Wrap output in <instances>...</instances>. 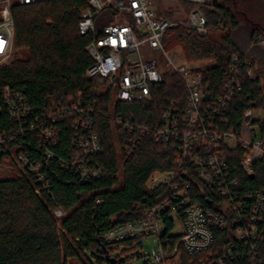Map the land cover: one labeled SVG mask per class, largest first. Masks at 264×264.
Instances as JSON below:
<instances>
[{"label": "built area", "instance_id": "built-area-1", "mask_svg": "<svg viewBox=\"0 0 264 264\" xmlns=\"http://www.w3.org/2000/svg\"><path fill=\"white\" fill-rule=\"evenodd\" d=\"M48 1L51 0H0V69L9 66L17 54L13 5ZM207 1L88 0L80 12L79 31L92 37L86 50L94 65L87 74L106 79L103 91L112 96L115 89L117 102L132 104L149 99L152 87L161 84L166 74L179 75L186 88L183 100L176 99L165 107L161 127L110 116L113 125L122 126L130 134L126 144L128 155L152 135L175 147L176 160L173 169L156 171L149 178L148 188L162 191L156 203L146 209L141 219L113 227L104 235V241L114 248L129 250L125 242L143 248L142 238L155 236L158 249L150 257L140 252L136 257L153 259L156 264H264V187L245 191L241 178V174L255 178L254 165L264 160V140L255 134L253 109L245 112L237 128L229 129L225 118L233 97L242 91V60L234 57L223 87L214 95L208 92L209 84L200 71L205 64H191L166 47L173 28L187 29L201 37L211 33L202 9ZM179 3L186 7L182 9ZM104 10L115 13L112 22L98 28L96 17ZM263 36L264 30L257 43L264 51ZM157 51L167 61L165 71L154 57ZM245 65L248 76L255 79L251 61ZM3 112L15 124L9 131L0 126L2 168L10 150L16 149L19 165L15 167L34 175L48 190L50 182L43 171L54 158L50 149L60 138L58 124L71 120L76 151L70 164L63 165L76 169L82 182L104 177L103 168L91 162L103 154L104 148L96 131L95 111L84 106L81 92L61 107L33 118L26 95L5 86L0 91V115ZM30 134L37 136L45 150L44 161H34L29 154H20L19 148L10 147L21 136ZM237 160L240 172L234 166ZM66 214L61 208L55 210L59 224ZM167 217L173 224L169 235L165 228ZM179 225L182 232L176 234Z\"/></svg>", "mask_w": 264, "mask_h": 264}, {"label": "trees", "instance_id": "trees-1", "mask_svg": "<svg viewBox=\"0 0 264 264\" xmlns=\"http://www.w3.org/2000/svg\"><path fill=\"white\" fill-rule=\"evenodd\" d=\"M234 1L217 0L215 4L214 0H208L202 7L208 18L209 35L201 37L187 29L173 28L166 41L170 48L180 46L185 60L191 64L215 62L214 66L205 64L200 70L209 84L208 92L214 95L223 87L234 57L241 58L242 91L233 97L225 112L229 129L237 128L248 110L264 112V51L257 43L264 28H255L246 44H238L236 35L241 30V16L231 5H235ZM87 3L88 0H51L29 6L13 5L17 54L9 66L0 69V91L10 86L26 95L33 118L61 107L81 92L84 106L95 111L96 131L104 148L103 154L91 162L103 168L104 177L82 182L76 169L63 165L70 164L76 151L71 120L58 124L60 138L50 149L54 158L43 171L50 182L48 190L34 175L17 167L15 176L1 179L0 158V264H69L71 260L79 264H114L111 252L115 248L106 244L104 235L115 226L141 219L162 193L148 188L152 173L175 167V147L157 141L152 135L133 154H127L130 134L111 122L112 96L103 91L106 79L87 74L94 65L86 50L92 37L79 31L80 12ZM114 13L101 12L96 17L98 28L112 22ZM218 31L227 32V36L219 40L212 37ZM249 44L253 48L246 53ZM246 61H251L255 79L248 76ZM185 96L186 88L180 76L166 74L161 84L152 87L149 99L132 104L117 102L114 117L161 127L165 107ZM14 124L7 113L0 115L2 129L9 131ZM255 127L257 137L264 140V119L256 121ZM10 147L19 148L20 154L27 153L34 161H44L45 150L34 134L21 136ZM234 166L240 172L238 160ZM121 168L123 183L118 189ZM254 174V179L241 174L245 191L264 187V160L254 165ZM198 203L206 206L203 201ZM58 208L67 213L61 224L54 216ZM165 228L168 235L173 230L169 217ZM124 245L130 251L139 247L131 241ZM113 259L123 264L118 258Z\"/></svg>", "mask_w": 264, "mask_h": 264}, {"label": "rangeland", "instance_id": "rangeland-1", "mask_svg": "<svg viewBox=\"0 0 264 264\" xmlns=\"http://www.w3.org/2000/svg\"><path fill=\"white\" fill-rule=\"evenodd\" d=\"M235 5L231 3L235 11H238L240 13L241 19H240V32L237 33V42L242 46V44H246V40H248V37L251 36V33L255 30V28L261 30L260 28H264V0H235ZM181 4V8L184 9L186 7L185 3H179ZM204 11V10H203ZM181 18L184 19V15L181 14ZM263 31V30H262ZM212 37L216 38L217 40L222 39L223 37L227 36V32L225 31H218L213 34H211ZM264 38V36H263ZM167 47V50H172V52L175 54H178L181 56V58H184L183 52L181 50L180 46L176 47ZM249 50L246 53H249L250 50H252L251 44H249ZM260 50L262 48L258 46ZM257 48V47H256ZM258 49V48H257ZM255 50V49H253ZM263 51V50H262ZM154 57L157 61H159L162 65V70L165 71V65L167 64V61H165V58L163 57L162 53L160 51L154 52ZM185 60V58H184ZM213 61H207L206 65H210L211 67L214 66ZM205 63H200L199 66L204 65ZM112 94V102H111V110L110 115L114 116V109L116 107L117 103V91L114 89ZM254 113V119L259 122L264 119V112L261 109H253ZM11 155L4 160L3 166L1 172V179L6 180L9 179V177L15 176L17 173L16 165H19L18 158L16 156V149L10 150ZM123 169H120L119 172V179H120V186L121 188L123 183ZM182 232L181 226H177L174 233L179 234ZM142 244H144V247H138V249L134 251L127 250L125 247H120L118 249V246L115 247V249L111 252V257L118 258L123 264H156L155 261L152 259L151 261H146L144 258H137L135 255L140 252L141 254H146L147 256H151L153 250L158 249V244L156 243L155 236H151L150 238H142ZM69 264H79L75 260H71Z\"/></svg>", "mask_w": 264, "mask_h": 264}, {"label": "water", "instance_id": "water-1", "mask_svg": "<svg viewBox=\"0 0 264 264\" xmlns=\"http://www.w3.org/2000/svg\"><path fill=\"white\" fill-rule=\"evenodd\" d=\"M214 3L217 4V3H218L217 0H214ZM111 260H112V262H113L114 264H117V260H116V259H113V258H112Z\"/></svg>", "mask_w": 264, "mask_h": 264}, {"label": "crops", "instance_id": "crops-1", "mask_svg": "<svg viewBox=\"0 0 264 264\" xmlns=\"http://www.w3.org/2000/svg\"><path fill=\"white\" fill-rule=\"evenodd\" d=\"M200 63H205L206 64V62H200ZM200 63H198L197 65H199Z\"/></svg>", "mask_w": 264, "mask_h": 264}]
</instances>
